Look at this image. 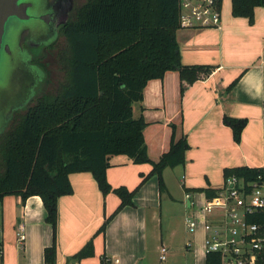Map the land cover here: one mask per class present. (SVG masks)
Segmentation results:
<instances>
[{
	"label": "crops",
	"instance_id": "0c3cea01",
	"mask_svg": "<svg viewBox=\"0 0 264 264\" xmlns=\"http://www.w3.org/2000/svg\"><path fill=\"white\" fill-rule=\"evenodd\" d=\"M253 20L250 24L244 17H233L230 6L222 11L218 28L176 31L182 65H210L214 71L187 86L183 94L178 72L166 71L163 78L148 81L133 112L146 123L144 143L152 161L169 150L171 125L176 138L186 136L190 147L184 165L163 171L166 192L161 194L152 175L134 194L133 204L119 210L100 233L104 219L120 203L118 196L112 192L103 196L89 172L70 174L73 192L57 200L56 264H206L201 214L206 195L197 189L221 188L225 169L264 165V7L254 9ZM224 116L247 119L239 143L223 123ZM109 166L108 184L130 191L152 169L124 155L111 157ZM165 198L184 211L178 221L169 218L166 225ZM192 216L198 219V227L188 233ZM45 217L39 196H30L24 203L13 195L2 199L0 264H45L43 251L53 242ZM21 224L22 244L16 239ZM89 241L93 255L67 263ZM161 247L166 248L164 262Z\"/></svg>",
	"mask_w": 264,
	"mask_h": 264
},
{
	"label": "trees",
	"instance_id": "16d2710c",
	"mask_svg": "<svg viewBox=\"0 0 264 264\" xmlns=\"http://www.w3.org/2000/svg\"><path fill=\"white\" fill-rule=\"evenodd\" d=\"M230 3L231 15L244 17L250 24L254 9L264 7V0ZM179 13V0H87L59 29L67 43L60 57L66 80L52 95L35 99L23 115L17 117L19 110L15 111L0 136V202L10 195L22 203L30 196L40 197L53 239L43 251L45 264H56L57 200L73 192L70 174L89 172L103 196L111 192L118 196L120 203L104 219L100 233L119 210L133 204L134 194L152 175L161 194L166 192L163 171L184 165L190 147L186 136L176 138L171 125L169 150L152 161L144 143L146 123L133 112L148 81L163 78L166 71L178 72L182 94L214 71L210 65H182L175 38ZM222 121L239 143L247 119L224 116ZM115 155L152 165L133 191L108 184L106 171ZM258 170L225 169L223 176L250 178ZM197 191L206 197L216 193L209 188ZM92 255L93 242L89 241L67 263ZM206 264H216L214 257H207Z\"/></svg>",
	"mask_w": 264,
	"mask_h": 264
},
{
	"label": "built area",
	"instance_id": "2783aa9c",
	"mask_svg": "<svg viewBox=\"0 0 264 264\" xmlns=\"http://www.w3.org/2000/svg\"><path fill=\"white\" fill-rule=\"evenodd\" d=\"M180 28H218L221 24V0H179ZM247 178L235 174L223 176V185L215 195L206 197L201 208L204 253L216 264H264V165ZM198 219H188V233H195ZM16 239L23 243L24 227L19 225ZM160 260H166V248H160Z\"/></svg>",
	"mask_w": 264,
	"mask_h": 264
},
{
	"label": "water",
	"instance_id": "95a60500",
	"mask_svg": "<svg viewBox=\"0 0 264 264\" xmlns=\"http://www.w3.org/2000/svg\"><path fill=\"white\" fill-rule=\"evenodd\" d=\"M72 0H0V60L12 63L9 81L0 85V136L13 113L25 108L41 80L23 49V43L47 44L58 25L63 26ZM15 22L16 34L7 41V24Z\"/></svg>",
	"mask_w": 264,
	"mask_h": 264
},
{
	"label": "rangeland",
	"instance_id": "374dc122",
	"mask_svg": "<svg viewBox=\"0 0 264 264\" xmlns=\"http://www.w3.org/2000/svg\"><path fill=\"white\" fill-rule=\"evenodd\" d=\"M87 0H72V9L68 13L67 19L69 20L75 13V11L86 2ZM222 11L228 9L231 6L230 0H221ZM7 33L6 39L9 42H12L16 34L15 22L13 20L9 21L7 24ZM67 48V43L64 36L59 33L58 37L54 41L53 45L46 46L41 44V46L30 48V54L32 61L35 62L42 72V81L34 89V94L32 99L26 104L25 108L33 105L34 100L41 98L44 95H52L55 92V89L63 83L65 79V71L63 69L60 57L62 52ZM12 70V63L8 60L7 57H3L0 60V85L6 84L9 80V76ZM25 108L20 109L16 114L17 117L25 113ZM12 123V119L8 121L6 131L9 125ZM165 203L163 205V222L166 225V222L170 219L173 221H178L179 217H183V207L178 204L169 203V199H164ZM187 210V209H186ZM189 210V209H188ZM187 210V215L190 211ZM1 221V218H0Z\"/></svg>",
	"mask_w": 264,
	"mask_h": 264
},
{
	"label": "flooded vegetation",
	"instance_id": "af4514ba",
	"mask_svg": "<svg viewBox=\"0 0 264 264\" xmlns=\"http://www.w3.org/2000/svg\"><path fill=\"white\" fill-rule=\"evenodd\" d=\"M68 20V19H67ZM60 25H58V27L56 28V30L52 33V38H50V41L47 43V44H43V45H46V46H50V45H53L54 41L57 39L58 37V31L60 29ZM42 44V43H41ZM38 46H41V45H31V44H28L26 42L23 43V49L25 51V54L26 56L28 57L29 59V62L30 64L33 66L35 72L37 73L36 75H41V80L39 81V83L42 81V72H41V68L35 64V62L32 61V58H31V54H30V48H33V47H38ZM39 83L36 85V87L39 85Z\"/></svg>",
	"mask_w": 264,
	"mask_h": 264
}]
</instances>
